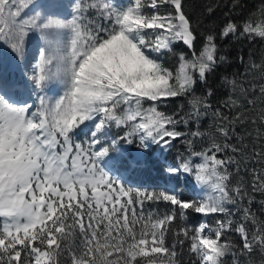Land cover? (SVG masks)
<instances>
[{"label":"snow or ice","instance_id":"1","mask_svg":"<svg viewBox=\"0 0 264 264\" xmlns=\"http://www.w3.org/2000/svg\"><path fill=\"white\" fill-rule=\"evenodd\" d=\"M224 6L219 30H201L185 0H0V49L25 64L29 39L44 45L23 74L35 103L0 66V264H264V54L238 57L218 103L207 84L230 63L218 41L264 44V0ZM176 141L185 152L160 171L190 177V198L117 175Z\"/></svg>","mask_w":264,"mask_h":264},{"label":"trees","instance_id":"2","mask_svg":"<svg viewBox=\"0 0 264 264\" xmlns=\"http://www.w3.org/2000/svg\"><path fill=\"white\" fill-rule=\"evenodd\" d=\"M217 2L221 4V7L217 8V10L212 15H207L205 13L206 7L216 4ZM185 3L187 11L193 20H199L202 22L201 30H206L207 27H216V29L219 30V26L224 22L223 13L228 10L224 5L230 3V0H185ZM241 3L245 6V10H250L257 7L261 3V0H241ZM218 42L221 44L222 48H225L224 54L228 56L230 63L219 67L216 72L213 73L208 79V86L213 87L216 91L215 96L212 98L213 103H218L219 100L224 99L227 95L228 90L221 86V77L223 75L231 76L233 73H244L245 65L238 59L240 55H243L245 57V61H247L249 50L251 49L253 59L259 62L261 55L264 54V44L259 42L250 44L246 40L236 41L231 38ZM196 47H200L199 40L196 42ZM174 50L177 53L188 51V49L182 43L175 45ZM165 62L168 63L170 60L166 57ZM205 90L206 86L204 84L197 85V94L203 93ZM181 102L182 100L179 99L173 100L164 108V110L171 112L175 110V108ZM209 122L210 118H206L203 121L202 126L206 128ZM245 130L252 131L253 125L249 124L246 126H238L236 129V131L241 134H243ZM261 131L264 132V128H262ZM232 142H235V138H233ZM246 142L249 144V149H251V141L249 142L246 140ZM259 143L264 144V140H261ZM260 144L257 145L258 148L260 147ZM153 148L154 151L149 156L145 157L147 163L140 167L133 168L134 171L132 174H134L133 176L136 179L135 182L142 187H152L154 184L158 185L160 180H167L168 177L160 171V164L163 162L169 163V161L173 162L177 158L178 153L185 152V146L179 141L174 142V147L171 150L164 152L162 156L155 155L157 148L155 146H153ZM200 148L201 145L197 144L196 150L199 151ZM250 166L255 167L256 165L251 164ZM241 175L245 174L242 172ZM233 179L235 180V177H233ZM183 180L184 176H180L178 179H174V182L179 187L181 195L185 198H190L192 193L185 189V185L186 187L189 186L188 188H190V190L192 187L187 182L183 185ZM257 199H259V197H257ZM158 207L161 210L164 209L163 204L159 205ZM254 207H258V205H254ZM201 219L203 218L198 216L189 217V221L192 223H198ZM233 239L237 243L239 242L238 236H233Z\"/></svg>","mask_w":264,"mask_h":264},{"label":"rangeland","instance_id":"3","mask_svg":"<svg viewBox=\"0 0 264 264\" xmlns=\"http://www.w3.org/2000/svg\"><path fill=\"white\" fill-rule=\"evenodd\" d=\"M38 3H44L46 2V0H37ZM43 42L39 39L38 34L34 35L32 38L29 39L28 41V45H27V63L25 64H18L17 61H14L12 59V54L10 53V50L8 51H4L3 49H0V66L3 67V69L5 70V74L6 76L9 78V80L13 83L16 84V91L20 92L21 95L25 98L28 99V94L29 91H31L30 88L26 89L24 87V83H23V74L24 73H31V65L35 64L36 59L38 58V54H39V50L43 47ZM60 85L58 82L53 81L51 84H49V89L50 91L48 92V95L52 96L57 94V91L60 89ZM228 92V91H227ZM36 100V92L35 91H31V99H28L29 103H35ZM116 130L113 129V132H115ZM255 135V132L253 133ZM87 135H88V129L87 128H83L81 130H78L77 135H76V139L77 140H86L87 139ZM250 142V141H249ZM260 143L258 142L257 145H259ZM123 149H129L130 146L128 145H123L122 146ZM142 151V150H141ZM166 152V151H164ZM164 152H161V150L159 148H157L155 155H159L162 156ZM132 154L133 156L136 155V149L133 147L132 148ZM114 155H118V154H114ZM169 163H172V161H169ZM133 168H120V171L117 173V175H120L121 178L128 184L133 185L134 187H141V188H157V187H162V186H171V187H175L178 191H179V187L177 186V184H175L174 180H169V178L167 180H160V183L158 185L154 184L152 187L151 186H139L136 182H135V177L133 176L134 174H132L133 172ZM191 178L190 177H185L184 176V180L183 185L187 182L192 189L190 190V188H188L189 186L186 187L185 185V189H187L190 193L193 194L194 191V182H190Z\"/></svg>","mask_w":264,"mask_h":264}]
</instances>
